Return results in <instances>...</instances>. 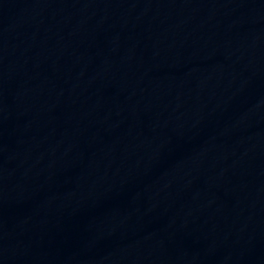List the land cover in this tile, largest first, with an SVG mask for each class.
I'll return each mask as SVG.
<instances>
[{"label":"water","instance_id":"95a60500","mask_svg":"<svg viewBox=\"0 0 264 264\" xmlns=\"http://www.w3.org/2000/svg\"><path fill=\"white\" fill-rule=\"evenodd\" d=\"M0 264H264V0H0Z\"/></svg>","mask_w":264,"mask_h":264}]
</instances>
